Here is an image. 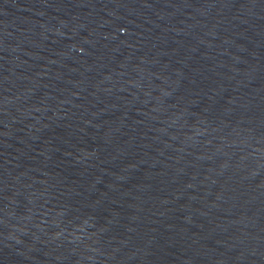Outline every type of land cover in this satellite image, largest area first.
<instances>
[{
    "label": "water",
    "instance_id": "1",
    "mask_svg": "<svg viewBox=\"0 0 264 264\" xmlns=\"http://www.w3.org/2000/svg\"><path fill=\"white\" fill-rule=\"evenodd\" d=\"M0 264H264V0H0Z\"/></svg>",
    "mask_w": 264,
    "mask_h": 264
}]
</instances>
